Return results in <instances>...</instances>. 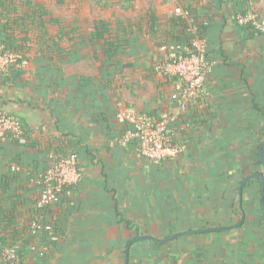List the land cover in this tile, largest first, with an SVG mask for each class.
<instances>
[{"label": "crops", "instance_id": "1", "mask_svg": "<svg viewBox=\"0 0 264 264\" xmlns=\"http://www.w3.org/2000/svg\"><path fill=\"white\" fill-rule=\"evenodd\" d=\"M33 1L47 12L39 26L22 0H0V53L13 58L0 72V113L27 130L0 138V237L26 264H264L260 178L239 202L243 181L264 175V34L235 21L264 19V0H134L84 6L75 19L73 6ZM195 26L205 92L181 112L160 62L163 48H187ZM119 101L170 118L179 154L156 164L124 143ZM51 151L76 152L83 180L45 211L54 234H28Z\"/></svg>", "mask_w": 264, "mask_h": 264}, {"label": "built area", "instance_id": "2", "mask_svg": "<svg viewBox=\"0 0 264 264\" xmlns=\"http://www.w3.org/2000/svg\"><path fill=\"white\" fill-rule=\"evenodd\" d=\"M177 13H181V10ZM235 21L248 31L264 34V19L255 12L240 13L235 16ZM191 32L193 36L185 50L167 53L168 48H163L165 56L160 62L164 75L174 80L175 90L172 100L181 112H187L190 104L203 96L208 71L206 40L202 28L195 26ZM12 60L11 56L0 53V72H4ZM116 117L120 124L130 126L123 142L135 144L146 159L161 164L179 154L180 146L174 143L170 134V118L140 115L126 107L122 101L116 104ZM26 134L27 130L19 119L0 113V138L20 141ZM82 180L83 174L76 152L49 153L48 166L39 181L41 189L30 223L32 235L54 234L55 224L44 220L45 211L58 204L61 197ZM46 252L47 249L43 248L41 253ZM0 257L5 264H26L18 247L7 243L2 237H0Z\"/></svg>", "mask_w": 264, "mask_h": 264}, {"label": "trees", "instance_id": "3", "mask_svg": "<svg viewBox=\"0 0 264 264\" xmlns=\"http://www.w3.org/2000/svg\"><path fill=\"white\" fill-rule=\"evenodd\" d=\"M98 3H100V2H98ZM22 4L26 5L29 8L30 13H31L29 16H24V20L29 21V22H34V23L36 22V23H38V26H39V23H41V21L44 20L46 18V15H47V12L44 9V7L41 6L40 4L35 3L33 0H22ZM114 5H118L122 9L127 10L134 5V0H118V4L109 5L108 7L102 6V9H107V8L113 7ZM152 20H153V22H155V19L153 17H152ZM176 23H177V25L179 24L180 26H183L182 18H177ZM41 26L42 25H40V27ZM41 34H42L41 39L44 40L45 37L47 36V34H45L44 32ZM111 45H112L111 43H108V46H109L108 48L112 47ZM8 50L10 51V49H8L6 46H4L1 50V53H5V51H8ZM11 52H13V51H11ZM32 218H33V216H32ZM32 218L30 219V221L27 225V233L28 234L31 233L30 223L32 221Z\"/></svg>", "mask_w": 264, "mask_h": 264}, {"label": "rangeland", "instance_id": "4", "mask_svg": "<svg viewBox=\"0 0 264 264\" xmlns=\"http://www.w3.org/2000/svg\"><path fill=\"white\" fill-rule=\"evenodd\" d=\"M52 8L53 10H56V7L63 6L65 5L69 6L68 12L71 11V7H74L75 13H70V16L75 19L76 14H78L76 11L77 9H83L84 6H89L91 7V13H93V6L97 5L102 8V6L108 7L109 5L113 4H118V0H48L46 1ZM100 2V3H98ZM99 4V5H98ZM79 6V7H78ZM81 6V7H80ZM69 14V13H68ZM1 260V258H0Z\"/></svg>", "mask_w": 264, "mask_h": 264}, {"label": "water", "instance_id": "5", "mask_svg": "<svg viewBox=\"0 0 264 264\" xmlns=\"http://www.w3.org/2000/svg\"><path fill=\"white\" fill-rule=\"evenodd\" d=\"M259 157H260V162H261V164L264 165V141H263V143H262V145H261V151H260V155H259ZM254 178H260V179L262 180V182H263V189H264V175H263L262 173H256V174H254V175H251V176L247 177V178L243 181V183L241 184V186H240V188H239V202H240V204H242L243 190H244V187H245L246 183H247L249 180L254 179ZM244 219H245V218L243 217V220H242V221H244ZM140 239H142V238H140ZM150 239H151V238H150ZM159 241H166V240H159Z\"/></svg>", "mask_w": 264, "mask_h": 264}]
</instances>
